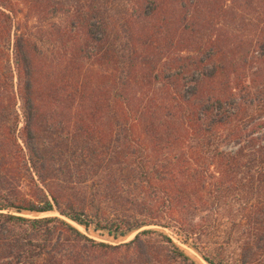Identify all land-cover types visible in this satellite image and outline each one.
Wrapping results in <instances>:
<instances>
[{"label": "trees", "instance_id": "trees-1", "mask_svg": "<svg viewBox=\"0 0 264 264\" xmlns=\"http://www.w3.org/2000/svg\"><path fill=\"white\" fill-rule=\"evenodd\" d=\"M263 129L264 0H0V264L260 263Z\"/></svg>", "mask_w": 264, "mask_h": 264}, {"label": "rangeland", "instance_id": "rangeland-1", "mask_svg": "<svg viewBox=\"0 0 264 264\" xmlns=\"http://www.w3.org/2000/svg\"><path fill=\"white\" fill-rule=\"evenodd\" d=\"M261 134L264 135V129L262 130ZM235 149L236 148L232 145L223 148L224 151H234ZM236 204H237V202L233 201V202H231V204L229 206L225 207V208H227L226 209L227 212H228L229 208H234L233 213H232L233 216H236L238 214L237 213L238 209L236 207L237 206ZM213 208H216V207H213ZM215 215H217V214H215ZM207 216H210V218H212V217L216 218L212 214V212H209L208 210H202L201 212H198L196 214L194 222H201V223L205 224V223H207ZM236 218H238V216H236ZM224 224H225V222H224ZM222 230H223V233L220 236L213 238L212 242L210 244H212V243L219 244V243H222L223 239H227V235L225 232L228 231V225L222 227ZM244 230H245L244 228H240L239 231H237V233H235V235L233 237L234 240H232L229 245L225 246L226 257L231 262L237 261L239 258L241 242H243V240H244L241 233H244ZM258 259L260 261V263H258V264H264V253L261 256H259Z\"/></svg>", "mask_w": 264, "mask_h": 264}]
</instances>
